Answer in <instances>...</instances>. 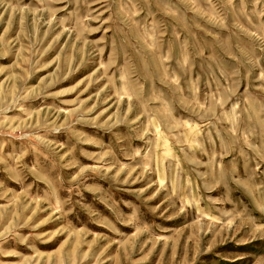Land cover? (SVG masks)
<instances>
[{
  "label": "rangeland",
  "instance_id": "rangeland-1",
  "mask_svg": "<svg viewBox=\"0 0 264 264\" xmlns=\"http://www.w3.org/2000/svg\"><path fill=\"white\" fill-rule=\"evenodd\" d=\"M0 264H264V0H0Z\"/></svg>",
  "mask_w": 264,
  "mask_h": 264
}]
</instances>
